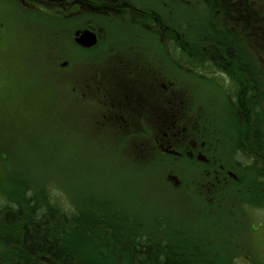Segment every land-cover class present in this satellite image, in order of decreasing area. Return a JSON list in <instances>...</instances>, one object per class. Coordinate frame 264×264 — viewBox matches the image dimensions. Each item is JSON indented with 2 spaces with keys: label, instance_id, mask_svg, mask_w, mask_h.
I'll return each instance as SVG.
<instances>
[{
  "label": "rangeland",
  "instance_id": "374dc122",
  "mask_svg": "<svg viewBox=\"0 0 264 264\" xmlns=\"http://www.w3.org/2000/svg\"><path fill=\"white\" fill-rule=\"evenodd\" d=\"M63 21L61 16L23 11L13 2L0 0V205L7 193V176L26 174L32 187L52 190L62 206L93 208L108 203L129 216L176 215L178 222H186L213 242L219 259L229 258L228 264H264V207L255 209L245 202L251 182L264 188V175L253 169L261 164L251 163L245 152L237 156L235 148L222 146L218 151L213 137L216 156L224 159L218 162L247 184L233 185L231 177L210 170L202 176L189 162L147 160L144 147L133 144L135 126L142 125L136 114L118 113L117 121H111L112 115L89 103L87 96L80 98L105 74L121 73L119 59L143 55L142 64L170 74L168 85L175 82L181 93L190 96L197 117L207 115L211 130L224 133L219 74L228 72L240 79L243 65L253 61L259 87L254 95L262 94L264 103V0H225L223 6L192 0L186 7L177 2L169 25L180 34L186 29L191 62L181 63L184 66L167 65L164 49L155 40L147 42L155 45L158 62L146 56L150 49L139 40V45L126 50L128 36L151 37L131 25L123 29L106 23L101 26L99 47L92 53L80 51L73 47L75 31ZM178 37L168 39L170 48L182 47ZM231 48L232 57L227 53ZM123 117L133 124L129 134L120 130L121 126L126 130ZM114 122L119 123L118 129ZM168 175L180 177V189ZM218 193L230 196L208 204ZM252 199L259 201L262 195ZM148 220L154 219L149 215Z\"/></svg>",
  "mask_w": 264,
  "mask_h": 264
},
{
  "label": "flooded vegetation",
  "instance_id": "af4514ba",
  "mask_svg": "<svg viewBox=\"0 0 264 264\" xmlns=\"http://www.w3.org/2000/svg\"><path fill=\"white\" fill-rule=\"evenodd\" d=\"M3 1L13 2L23 11L61 16L64 25L75 31V36L78 32L81 35L87 30L94 33L97 36V43L91 48L79 46L74 39L73 47L80 51L92 53L99 47L101 42L99 38H103L101 26L106 23L122 25L123 29L129 28L131 25L132 30H134L133 28L144 29L151 37L148 39L137 35L135 38L131 35L128 36L125 40L126 50H131L134 45H139L140 41L150 49L145 53L146 56L151 61L158 62L156 58L158 54L154 52L155 45L147 42L155 40L164 49L167 65L184 66L191 62L190 46L186 41V29L184 28V34H180L181 32L169 25V22L175 16L177 2H182L186 7L192 0ZM197 1L207 5L208 2H217L223 6L225 0ZM144 4L147 8H143ZM216 13L219 15V12ZM175 34H179V42L182 44V47L178 49L170 48L168 45V39H175ZM188 34L190 35V33ZM154 35H158V37L154 38ZM181 56L183 57L181 58ZM219 60H223V57L220 56ZM119 61L121 73L105 74L103 79L107 78L104 83H102V79L98 84L89 85L88 94H83L80 98L83 101V97L87 96L89 103L95 104L105 113L112 115L111 121L113 119L117 121L118 113L136 114L142 125L141 127L134 125L136 133L133 144L144 147L142 155L145 159L150 160L155 157L157 161L170 160L200 164L206 170L217 168L214 171L216 174L222 173L224 176L235 178L236 174L233 170L218 162L224 161V159L216 156V144L210 142L213 137L219 144L218 151L222 149V146H228L237 149L239 157L242 156L241 153L245 152L251 163L261 164V169L264 172V103L262 98H256L254 95L256 86L253 61L249 60L251 65L250 63L247 66L243 65L244 69L241 68L243 76L241 75L240 79L228 72L218 75V78L223 81L219 84V88L224 94V101L221 102L225 118L224 133L211 130V119L207 115L201 113L200 118L197 117L191 106L190 96L181 93L180 88L173 80L174 83L168 85L171 81L170 74L159 68L146 66V62L142 64L143 55L141 57H125ZM164 79H166L165 82ZM93 81L95 82L96 79L94 78ZM91 97H95L96 100H90ZM145 109L146 111H144ZM202 112L206 113L204 109ZM260 115L262 117H258ZM121 119L124 121L126 130L122 126L120 130L129 134L133 124L125 117ZM113 124L118 129L119 123L114 122ZM258 161H262V163ZM255 168L254 166L253 169ZM171 177L173 176L168 175V178Z\"/></svg>",
  "mask_w": 264,
  "mask_h": 264
},
{
  "label": "trees",
  "instance_id": "16d2710c",
  "mask_svg": "<svg viewBox=\"0 0 264 264\" xmlns=\"http://www.w3.org/2000/svg\"><path fill=\"white\" fill-rule=\"evenodd\" d=\"M232 52L231 48L227 53L232 57ZM258 97L263 99L259 92ZM198 173L206 176L204 169ZM7 177L0 205V264H228L230 260L219 259L213 242L186 222H178L176 215L129 216L108 203L93 208L62 206L52 190L32 187L26 174ZM246 182L239 178L233 185ZM251 183L245 202L254 205L252 198L260 193L256 204L264 207V188ZM18 193L21 196L14 197ZM229 194L218 193L208 204L226 201ZM149 215L154 220L149 221Z\"/></svg>",
  "mask_w": 264,
  "mask_h": 264
},
{
  "label": "water",
  "instance_id": "95a60500",
  "mask_svg": "<svg viewBox=\"0 0 264 264\" xmlns=\"http://www.w3.org/2000/svg\"><path fill=\"white\" fill-rule=\"evenodd\" d=\"M77 42L79 44H81L82 46L85 47H91L93 45H95L96 43V39L95 36L93 34H91L90 32H85L84 35L81 37L80 40H77ZM175 180V179H173Z\"/></svg>",
  "mask_w": 264,
  "mask_h": 264
}]
</instances>
